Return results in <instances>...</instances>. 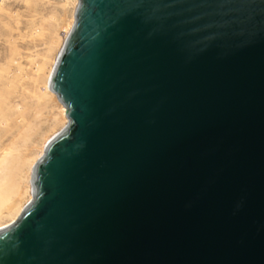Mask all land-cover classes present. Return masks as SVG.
Segmentation results:
<instances>
[{"label":"water","instance_id":"water-1","mask_svg":"<svg viewBox=\"0 0 264 264\" xmlns=\"http://www.w3.org/2000/svg\"><path fill=\"white\" fill-rule=\"evenodd\" d=\"M48 88L0 264H264V0H79Z\"/></svg>","mask_w":264,"mask_h":264},{"label":"rangeland","instance_id":"rangeland-1","mask_svg":"<svg viewBox=\"0 0 264 264\" xmlns=\"http://www.w3.org/2000/svg\"><path fill=\"white\" fill-rule=\"evenodd\" d=\"M78 3L0 0V141L35 135L41 148L68 123L64 105L45 85L74 24ZM24 122L27 131L20 129ZM27 197L28 192L13 214Z\"/></svg>","mask_w":264,"mask_h":264},{"label":"bare ground","instance_id":"bare-ground-1","mask_svg":"<svg viewBox=\"0 0 264 264\" xmlns=\"http://www.w3.org/2000/svg\"><path fill=\"white\" fill-rule=\"evenodd\" d=\"M65 24L63 23V26H65ZM54 66L51 69L45 86L50 93L57 97V95L48 88L49 77ZM63 112H66L64 107ZM20 129L21 131H27L28 125L24 122L20 126ZM59 131L48 137L41 148L37 146L38 137L35 135L25 134L21 138L16 135L0 141V230L14 223L19 218L26 205L33 199L31 178L34 167L43 156L47 143ZM27 192L28 197L26 201H24L16 213L13 214L16 207L22 201L24 194ZM11 215L12 217L10 220L4 221L6 217Z\"/></svg>","mask_w":264,"mask_h":264}]
</instances>
